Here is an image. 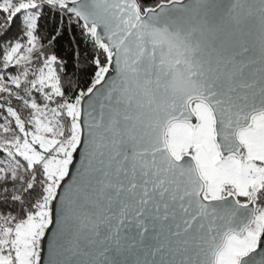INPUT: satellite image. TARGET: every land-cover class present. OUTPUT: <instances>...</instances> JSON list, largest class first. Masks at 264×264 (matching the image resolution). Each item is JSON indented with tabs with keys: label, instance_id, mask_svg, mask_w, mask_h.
<instances>
[{
	"label": "snow or ice",
	"instance_id": "1",
	"mask_svg": "<svg viewBox=\"0 0 264 264\" xmlns=\"http://www.w3.org/2000/svg\"><path fill=\"white\" fill-rule=\"evenodd\" d=\"M0 264H264V0H0Z\"/></svg>",
	"mask_w": 264,
	"mask_h": 264
}]
</instances>
